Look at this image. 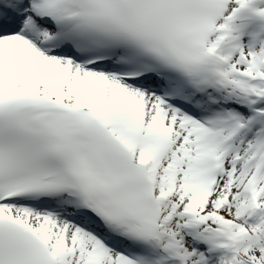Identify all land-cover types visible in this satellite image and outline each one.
I'll use <instances>...</instances> for the list:
<instances>
[{"label": "snow or ice", "instance_id": "snow-or-ice-1", "mask_svg": "<svg viewBox=\"0 0 264 264\" xmlns=\"http://www.w3.org/2000/svg\"><path fill=\"white\" fill-rule=\"evenodd\" d=\"M0 264H264V0H0Z\"/></svg>", "mask_w": 264, "mask_h": 264}]
</instances>
